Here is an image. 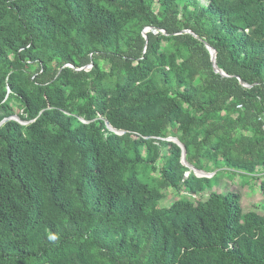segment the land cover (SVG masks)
<instances>
[{"label": "trees", "instance_id": "16d2710c", "mask_svg": "<svg viewBox=\"0 0 264 264\" xmlns=\"http://www.w3.org/2000/svg\"><path fill=\"white\" fill-rule=\"evenodd\" d=\"M207 1L0 0V264H264L238 193L160 205L215 177L167 137L264 166V0Z\"/></svg>", "mask_w": 264, "mask_h": 264}, {"label": "rangeland", "instance_id": "374dc122", "mask_svg": "<svg viewBox=\"0 0 264 264\" xmlns=\"http://www.w3.org/2000/svg\"><path fill=\"white\" fill-rule=\"evenodd\" d=\"M199 1L204 5L208 3L207 0ZM153 8L154 11H156V1L154 2ZM14 103L15 102L13 101L11 102L12 105H14ZM10 119H17V121H19L17 116H12ZM81 121L84 122V120ZM131 137L134 138L135 136L131 134ZM171 141L175 142L174 140ZM161 153L163 154L164 150H162ZM206 165L208 170H201L205 173L204 175L208 178L215 175L214 182L209 188L197 194H189L184 191L175 192L172 189L164 190V197L160 201V205L166 207L172 201L180 197L187 198L188 200L195 202L196 200H205L211 192L225 193L227 191H233L238 193L240 196V205L243 213L255 211L264 215V166L257 167L254 172L248 173L245 170L228 168L224 165L217 167L212 161H207ZM150 174L156 175L154 172H151ZM196 174L202 175L203 173L196 171Z\"/></svg>", "mask_w": 264, "mask_h": 264}, {"label": "water", "instance_id": "95a60500", "mask_svg": "<svg viewBox=\"0 0 264 264\" xmlns=\"http://www.w3.org/2000/svg\"><path fill=\"white\" fill-rule=\"evenodd\" d=\"M146 30H147V29H144L142 32L145 33ZM205 46H206V48H207V50H208V52H209V54H210V57H211V60H212V67H213V70H214L216 73L221 74L222 76H227V75H226L221 69H219V68L217 67L216 62H215V59H214V50L212 49V47L209 46L208 44H205ZM241 83H242V85L245 86V87L248 86V85H247L246 83H244V82H241ZM9 118H11V117H9ZM4 120H5V119H4ZM4 120H3V121H4ZM16 120H17V119H16ZM3 121H1V123H2ZM106 124H107V127H108L110 130L114 131L115 133H117V134H119V132H120V134L123 133V131H117V130L113 129L108 123H106ZM165 140H167V141L174 140V141L177 143V145L180 147V149H181V162H182L183 165H185V166H187V167H190V169L193 171V173H194L196 176H199V177H206V175H204L205 173H204L203 171H201V170H197V169L191 167L190 165H188V164L186 163V161H185V154H186L185 148H184L183 144H181V143L178 141L177 138H175V137H167V138H165ZM196 171L199 172V173H203V174H202V175H197V174H196ZM185 176H187V174H185Z\"/></svg>", "mask_w": 264, "mask_h": 264}, {"label": "built area", "instance_id": "2783aa9c", "mask_svg": "<svg viewBox=\"0 0 264 264\" xmlns=\"http://www.w3.org/2000/svg\"><path fill=\"white\" fill-rule=\"evenodd\" d=\"M237 107H240L239 105L237 106ZM261 121H262V130L264 131V113L262 114V116H261Z\"/></svg>", "mask_w": 264, "mask_h": 264}, {"label": "clouds", "instance_id": "9594fccd", "mask_svg": "<svg viewBox=\"0 0 264 264\" xmlns=\"http://www.w3.org/2000/svg\"><path fill=\"white\" fill-rule=\"evenodd\" d=\"M50 239H53V240H55V239H56V237H55V236H52V237H50Z\"/></svg>", "mask_w": 264, "mask_h": 264}]
</instances>
